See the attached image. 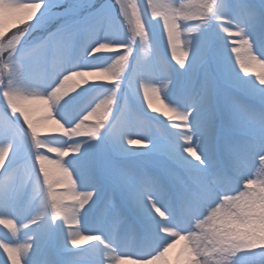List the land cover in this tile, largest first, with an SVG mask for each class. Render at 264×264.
<instances>
[{
  "label": "snow or ice",
  "instance_id": "1",
  "mask_svg": "<svg viewBox=\"0 0 264 264\" xmlns=\"http://www.w3.org/2000/svg\"><path fill=\"white\" fill-rule=\"evenodd\" d=\"M0 3L34 6L0 36V264H264V0ZM90 82L110 87L73 109Z\"/></svg>",
  "mask_w": 264,
  "mask_h": 264
},
{
  "label": "rangeland",
  "instance_id": "2",
  "mask_svg": "<svg viewBox=\"0 0 264 264\" xmlns=\"http://www.w3.org/2000/svg\"><path fill=\"white\" fill-rule=\"evenodd\" d=\"M102 2H103V0H98V4L102 3ZM33 9H34V6L24 5V6H21L20 8H17V11H15V13L11 17H0V36H3L4 32L7 30L8 27L14 26L15 24H19V23H25L28 19H30L31 15L33 14ZM59 23H60V21H55L54 26L49 27V29H50L49 31L50 32L51 31L55 32V30L58 27ZM148 26H149L150 35H152L154 37V43L159 44L160 48L162 49V52H163V40H162V36L160 35L159 30L157 28L156 22L149 21ZM213 27H214V25H213ZM256 31H257V34H259V29H257ZM35 34L36 35H41V34L46 35V31L44 33H41L38 30ZM118 35H119V37L121 39H124L125 36H126V34L123 33V32L118 33ZM98 55L103 56V57H107L108 56V55H106V53H102V54H98ZM100 62L107 63L108 60L104 59V60H102ZM228 64H229L230 68H232L234 70V66L231 65L230 59L228 60ZM172 67H174V65H172ZM249 67H250L251 70L256 72L258 75L264 76V75L261 74V65L255 64V63H250ZM129 72H131V69H129ZM144 74L147 77L148 73L146 72ZM100 86H102L103 88H109L110 87V85H107V84H104V83H101V82H90L89 85L86 86L88 91L85 94H89L91 92L97 91V89ZM80 91L81 90H79V89L77 90V92H80ZM121 92L122 93L124 92L123 86L121 88ZM85 94L84 95L82 94L76 100H78L79 98L84 97ZM103 94H104V92L102 91V88H100L99 91H97L94 95H103ZM72 95L75 96L76 93H73ZM94 95H92V96H94ZM90 98H88V99H90ZM88 99L85 98L84 100H81V101L85 103ZM76 100L72 101L71 104L72 103L75 104ZM171 103H173V102L171 101ZM138 104L139 105H138L137 108H136V106H134L138 112H140L143 115H146L149 120H151L150 119L151 117L156 118L155 119L156 120V126H158L164 132L165 136L169 137L170 139L174 138L175 133H174L173 130L168 128L166 121H164L162 118H160L158 116H155L152 113L147 112L146 109L140 103H138ZM140 105H141V107H140ZM176 105L178 107H180L179 103H177ZM145 107H146V105H145ZM57 127L58 126L56 125L55 121H50V122L44 124L42 126V129L43 130H48V129L56 130V129H58ZM151 129H152L151 133H152L153 143L162 142L161 137L156 132V128L152 127ZM128 162L130 164H132L134 166H138V167H143V166L159 167L162 164V161H160L155 156V154H153L151 152V149L146 148L144 146H142V148H131L130 147L129 148V160H128ZM85 243H87V242H85ZM180 246L181 245L178 244L175 248L170 250V252L168 254L170 260L175 258L177 252L180 250Z\"/></svg>",
  "mask_w": 264,
  "mask_h": 264
},
{
  "label": "bare ground",
  "instance_id": "3",
  "mask_svg": "<svg viewBox=\"0 0 264 264\" xmlns=\"http://www.w3.org/2000/svg\"><path fill=\"white\" fill-rule=\"evenodd\" d=\"M15 11H17V9L6 7L3 3H0V17H11L15 13ZM174 67H175V65H174ZM174 67H172L173 75H174V78H175L173 89L165 94L166 95V99H167V101L170 104H171V101L173 102L175 100L173 97L176 94V89H180L183 86L182 85V79L186 80V73H185L184 77L182 78L180 73L176 70V67L175 68ZM133 101L137 102L135 99H133ZM56 125L58 126L57 128L59 129V125L58 124H56ZM130 147L131 148H142V146H130ZM9 227H13V226L9 225ZM26 234L27 233H22L21 235L23 236V235H26ZM9 238H11L10 230L9 229H5L3 225H0V240H3V239L7 240ZM82 243H85V241H82ZM0 246H2V245H0ZM5 251L8 253V255L10 257H14L15 256V252H14L13 249L6 247ZM13 264H18V261L13 260Z\"/></svg>",
  "mask_w": 264,
  "mask_h": 264
},
{
  "label": "clouds",
  "instance_id": "4",
  "mask_svg": "<svg viewBox=\"0 0 264 264\" xmlns=\"http://www.w3.org/2000/svg\"><path fill=\"white\" fill-rule=\"evenodd\" d=\"M261 74L264 75V65H261ZM83 78V76H81Z\"/></svg>",
  "mask_w": 264,
  "mask_h": 264
}]
</instances>
